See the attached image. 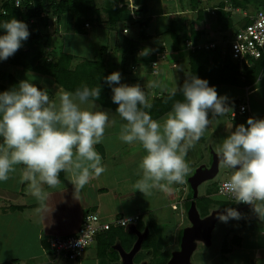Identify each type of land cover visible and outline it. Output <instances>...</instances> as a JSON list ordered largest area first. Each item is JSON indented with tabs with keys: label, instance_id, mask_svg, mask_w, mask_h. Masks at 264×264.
<instances>
[{
	"label": "clouds",
	"instance_id": "clouds-1",
	"mask_svg": "<svg viewBox=\"0 0 264 264\" xmlns=\"http://www.w3.org/2000/svg\"><path fill=\"white\" fill-rule=\"evenodd\" d=\"M15 6L21 7L20 0ZM0 28L4 30L0 34V61H6L23 46L30 32L24 21L15 18ZM124 33L128 34L127 28ZM150 54L149 48L139 52L141 57ZM103 79L111 87V99L117 105L115 113L126 121L119 139L128 144L139 142L145 150L139 164L142 177L134 185V190L144 196L154 188L183 184L189 172L185 161L188 151L201 139L212 118L232 111L226 96L218 95L206 79L192 75L178 86L183 101L173 104L161 124L145 111L152 104L139 84L121 83L119 71ZM101 90V85H82L75 92L65 91L59 105L28 79L0 92V181H7L16 165H24L22 181L29 182L31 194L44 201L49 194L41 185L57 188L62 183V171L73 177L68 181L74 185V192L83 189L92 175L104 173L102 157L94 146L103 142L106 128L114 126L116 120L99 108ZM171 95L175 96L176 91ZM217 156L232 170L219 194L229 193L236 203L250 205L257 215H264V207L256 205L264 202V118L248 117L246 124L237 125L223 139ZM217 218L226 223L240 219L241 213L228 207L218 212ZM123 221L126 227L130 223L129 219Z\"/></svg>",
	"mask_w": 264,
	"mask_h": 264
},
{
	"label": "crops",
	"instance_id": "crops-1",
	"mask_svg": "<svg viewBox=\"0 0 264 264\" xmlns=\"http://www.w3.org/2000/svg\"><path fill=\"white\" fill-rule=\"evenodd\" d=\"M214 5L202 8L203 11H207L210 14H213L215 18L214 9L216 8ZM224 10L230 12V19L233 23V15L236 14L237 10L229 6H225ZM253 12L251 14H253ZM190 13L192 14L190 15ZM193 13H195L196 15H194ZM182 15H184L185 17L192 16L188 18L189 22V20L194 21V19L198 15V12L197 9H191L189 11L186 9H179L177 11L176 9L172 12L159 10L154 14L148 15L150 16L149 25L154 17L155 20L156 18H158V21L163 23L161 29H156L155 31L158 34L157 36H159V34L161 35V39L163 35L168 37L169 45L167 44L166 40L152 39V35L148 33H146L148 38L143 39L138 43H133V41H129L128 39L126 40L125 38L127 36L128 38L138 37L139 32L137 29V25H135L136 30L133 32V35H130V33H128L127 35L124 34L122 32L124 26L119 25L115 31H110L112 33L110 36L113 35L111 37L112 41H110L111 44L107 45V43H105L100 45L99 49L101 50V54H108L110 52L113 53V51H117L120 54L121 58H123L126 63H129L128 67L130 68V70L126 69L124 70V72H120L121 78L125 83V79L133 73L132 69H134L136 65L140 64L142 65L141 67L146 66L142 78L136 77V81L135 79L131 78L127 82V84H139L142 88L144 87L143 90L148 100L154 97V94H157L159 92H173L174 89L170 88L169 90L165 83H169L167 81L168 70L172 68H178V62H182L183 66L186 65V67H184V72L187 74L185 79L189 76V65L187 63L188 53L170 49V35L165 33L167 28L169 27L168 25L170 24V21H172L176 16H178L177 18L180 19ZM163 16L168 17L165 22V17L163 18ZM208 22L209 21H203L201 22L202 25L194 24V26L197 30H201L203 32L201 41H203L204 43L214 42L216 46L220 48V50H222L223 47L221 46L222 44H220L219 41L216 40L215 35L219 31L225 32L231 29L232 31L230 34H233L239 27L223 28L222 25H220V23L216 20H214V22ZM91 27L92 26L86 28L85 35H87V31L90 30ZM65 35L67 37L74 34L68 33ZM225 40L228 41L227 38H225ZM164 42L167 46L166 49L161 52H156V49L154 48L158 44H162ZM225 46L227 47V45ZM144 48L151 49V54L147 57L139 56V52ZM154 51L156 53H154ZM159 54H164L165 58L158 63V77L154 78V80L152 81H148L146 79L145 72L151 75L150 63L153 62ZM100 60L104 61L103 59ZM254 60H251L250 66L253 64ZM122 63L124 65L126 64L124 62ZM260 63L263 69L259 72L254 82L249 85L242 87L231 85L213 86L215 88L221 87L222 89H225V87L237 88V90H229L230 94L228 92H225V90H220L218 95L226 96L228 98L229 105L232 102L236 101L237 103H234V106L239 104H245L247 106L246 112L240 116L237 115L234 119L226 117L225 114L217 117L218 121L221 123L220 131L224 136L223 139L229 135V132L231 130H234L238 123L246 124V120L248 117L264 118V61H260ZM177 75L183 76V72L180 73L177 71ZM6 77L9 80L10 78H13L14 81H16V83L18 84V81L15 80V75H13L11 72L7 73ZM54 84L58 85L55 82ZM0 85L7 87V90L12 88L11 85L8 86L2 83H0ZM57 87L64 92L66 91L59 85ZM38 88L48 92L50 100L59 105V97L62 94L60 90H58L57 88H54L53 90L49 88L45 89L43 87ZM3 91L5 90L0 88V92ZM240 96H242L241 99H239ZM97 103L101 110L108 111L110 113V118H114L116 120V124L114 126L106 128L105 138L103 142L94 146L95 150L102 157V164L106 168V171L104 173H102L99 177L92 175L89 179V182L84 186L83 189H81L79 192H74V185L70 181H68L72 180L73 177L69 173L62 171L59 174V179L62 181V183L57 188H50L46 184L41 185L42 189L49 194L48 198L44 201L37 200L31 194L29 182L22 181L21 177L23 171L26 170L24 165H16V170L9 173L10 178L7 181H0V264H61V261L54 259L49 248V240L55 236L64 237L74 234L80 226L84 214L87 212H95L96 214H98L102 222H111L116 217L120 216H139L138 221L134 224L130 223L127 225V227L112 226L109 229H117V234L112 237L111 245L105 251L107 256L109 253L115 252V257L113 256L115 258H113L114 263L116 262L118 264H121L118 247L123 249L122 240H124L125 244H127L126 246H129L127 250L123 249L126 252L131 249L138 235L143 236L141 246L144 243L146 246L145 249H148L153 245L157 246L156 248H158V245H162L166 246L165 249L167 250V245L170 246L174 242V237L172 239H170L171 237L167 238V235H171V233L168 232L167 234V230L164 229L163 220H157L154 221V223L151 218L148 219L147 223L142 220L144 209H147L148 212L151 210L148 207V201H146L147 205L145 206H141L138 203L135 196L138 190H134V185L137 180L142 177V172L139 168V164L142 157L146 154L145 150L139 142H133L131 144L122 142L119 139V134L121 131V127L126 123V121L120 119L118 114L115 113L114 109H111L109 107L106 108L99 102ZM171 110L154 120H157L161 124H163L164 120L167 118V115ZM208 135H210V132H208ZM202 140L204 141L205 138L203 137ZM222 143V139L219 140V149L222 146ZM2 145L3 138L0 137V146ZM216 154L217 153L212 152L209 156V170L208 168L205 169V166L197 163V161L195 160L186 162L189 166V172L185 175V182L183 184L173 183L171 185H166V188H158L152 190H154L155 194L166 197L171 210L176 211V208H180V210H182V206H188L189 202L192 200L194 201L195 206L197 199H199L200 197L208 196H198L197 194H195L196 185L204 180H201V182L193 185V177L199 174H207L210 172L213 166H215L213 172L214 176L216 173V162L218 159ZM191 169H194L192 176ZM161 183L166 184V182ZM147 197H149V194H147ZM171 199L175 200L172 201ZM256 205L259 207H264V202H256ZM240 208L245 210L247 216L243 217L242 219H240V221L237 222L235 227L236 231L235 233H231V238H224L221 241V245L218 250L219 256L222 260L221 264L223 262L225 264H264V215H257L250 205L240 204ZM50 209L51 211L48 213ZM159 227L162 228L160 229ZM123 228H128V235L121 232ZM211 229L212 227L204 233V240H210V238L208 237H210ZM106 233L107 231L99 233L92 243L96 246L94 258L89 257V259L87 257L86 261L82 260L83 254L88 248L87 247L84 250L82 256L73 264H101L97 251L98 247L100 245H103L102 243L104 242V238L107 237ZM118 233H122V237L119 238V241L117 238V236H119ZM123 235H127L125 236L126 238H123ZM114 239L117 240L114 241ZM149 239H151L153 243L148 242ZM101 240L102 243H100ZM193 251L194 249L192 245L190 256L192 255ZM202 252L203 251H201V253ZM134 257L133 262L137 261V264L144 262L140 256L136 257L135 260ZM200 257L198 259H200ZM88 259L90 263H88Z\"/></svg>",
	"mask_w": 264,
	"mask_h": 264
},
{
	"label": "trees",
	"instance_id": "trees-1",
	"mask_svg": "<svg viewBox=\"0 0 264 264\" xmlns=\"http://www.w3.org/2000/svg\"><path fill=\"white\" fill-rule=\"evenodd\" d=\"M187 2L192 7L191 9H197L198 15L196 20H200L203 13L201 0H187ZM249 2L254 5L255 10L260 0H228V2L217 3L214 5L216 8L214 9L215 20L219 22L223 28L232 27L233 23L230 19V12L224 10V7L229 6L234 9H246V3ZM103 3V12L107 17L104 23L107 25L109 31H115L119 25H123V29H128L130 25H137L139 32L138 37L128 38L127 36L125 39L133 41V43H138L148 38L145 30L148 28L150 16H146L145 14L146 7L144 0H131L130 4L126 0H103ZM20 4L21 7H16L12 1L1 0L0 25L15 18L24 21L28 25V28L35 31L36 36L39 31V28H37V21L39 20L44 21V28L52 29L53 23L54 26L55 24L60 26L62 18H65V33L70 29L73 31V34L85 35V30L87 28L86 24H93L95 20H98L99 16L95 0H20ZM129 5L132 7H129ZM180 7V9H184L183 4H180ZM93 15L96 18H93ZM177 17L178 16L170 21L169 27L165 33L169 34L170 39H172L170 49L174 51H189L187 57L189 61L188 77L196 75L202 79H206L210 86L231 85L242 87L254 82L259 72L263 69L260 61H264V52L259 58L254 60L251 66H244L240 71L238 64L230 58L229 53L226 51V53L224 52L225 54L222 55L218 46L207 50L203 48L191 49L187 45L188 42L191 44H196L197 42L204 43L200 41L203 32L195 28L193 20H189L187 26L184 24L180 25L181 20ZM244 18V22L238 29L248 22L247 16H244ZM51 19L52 21L55 19V21L50 23ZM57 28L58 27H56V31H53L57 32ZM3 32L4 30L0 28V34H3ZM50 35L52 34L48 33L38 37L35 46L31 45L34 41L26 40L24 46L13 56L6 61L0 62L21 68L27 72L49 76L55 83L69 92H75V90L82 85H87L89 88L101 85V96L97 102L115 110L117 105L112 102L111 87L106 84L103 79L111 73V71L107 69L105 61L100 59H80L73 63L72 61H74L73 59H76V57L65 50H59V53L48 56L40 45L46 47ZM166 47V43L164 42L158 44L154 49H156V52H161L164 51ZM59 48H61L60 45ZM155 51L154 53H156ZM151 64L152 62L150 65ZM10 80L14 81L13 78H10ZM184 81L185 80H181L178 86H182ZM0 88L7 90V87L3 85H0ZM175 91V96L171 95L172 92H164L161 93L160 96L152 97L149 100L152 104V108L150 110L145 109V111H148L153 119L162 116L172 109L176 101H183L184 97L179 87H177ZM234 103L237 102L234 101L231 104ZM207 199V197H200L196 202L200 203V201H207ZM206 205L207 204L203 205L204 207L201 209L204 214L206 210L209 209ZM106 234L107 237L104 238V242L102 243V240L100 242L103 245L98 247L97 254L99 256V261L103 259V262L105 260L107 261L105 264H118L113 262L115 252L109 253L108 256L105 252L111 245L112 237L117 234V229L109 230ZM142 246L146 248L145 245ZM157 258V264H165L168 260V255Z\"/></svg>",
	"mask_w": 264,
	"mask_h": 264
},
{
	"label": "rangeland",
	"instance_id": "rangeland-1",
	"mask_svg": "<svg viewBox=\"0 0 264 264\" xmlns=\"http://www.w3.org/2000/svg\"><path fill=\"white\" fill-rule=\"evenodd\" d=\"M129 2V4L131 3V0H126ZM1 2V0H0ZM96 2V6L98 8L99 11V16H98V20H95L94 23H90V25L86 26L87 28H89V26H92L90 28V30L87 31V35H72V36H64V34H68L71 33L73 34L72 30H68L67 33L66 32V20L65 18H62V22L60 23V26H57L55 24L54 26V21L55 19H51L50 23H53V27L52 29H46L43 27L44 25V21L43 20H39L37 21V28H39L38 31V35L36 36L35 31H33L32 29H29L30 32V36L27 40H32L34 42H32L31 45L35 46L37 44L38 41V37H41V35H46L48 33H51L52 35H50V37L48 38V44L47 46H41L43 47L42 49L44 50V52L48 55V56H52L54 54L59 53V50H65V51H69L70 53H72V55H74L76 57V59L74 58L72 61L77 62L76 60H80V59H103L106 63V67L109 71L113 72V71H119V72H124V70H130V68L128 67L129 63H126L122 60L120 54L117 51H113L108 53V54H101V50L100 45L107 43V45H110V41L111 37L110 36L112 33L108 30L107 25L104 23L106 20V14L103 12V0H95ZM203 7H209L212 6L214 4H217L219 2H228V0H201ZM145 3V11H146V16L150 15V14H154L156 12H158L159 10H165L167 12H172L175 11L177 9V11L181 8L180 4H183V8L186 10H190L192 7L190 6V4H188L187 0H144ZM48 4V3H47ZM129 7H132L131 5H129ZM200 8V6H199ZM236 14L233 15V28H237L238 26H240L243 22H244V16L245 15H250L253 11H254V5L249 2L246 3V9H241V8H236ZM192 13H190L191 15ZM194 15H196L195 13H193ZM165 16H163L164 18ZM172 17V16H171ZM192 16H184L182 15V17H180L181 20V24H184L185 26H187L188 23V18H190ZM93 18L94 17L93 15ZM168 17H165L164 22L167 20ZM197 18V17H196ZM195 18V19H196ZM194 19V24L196 25H202L201 22L203 21H209L208 23H210V21L215 20L214 15L210 14L207 11H203L201 19L200 20H195ZM154 20V21H153ZM152 22L150 23V25L148 26V28L145 30L146 33L152 35V39L157 40H166L167 44L169 45V38L166 37L165 35L162 36L161 39V35L159 34V36H157V32L155 31L156 29L159 30L161 29V27L163 26V23L158 21V18L155 17L153 18ZM32 21V20H31ZM156 22V23H155ZM179 24V23H178ZM157 25V26H156ZM209 25V24H208ZM56 27L57 28V32H54L53 30L56 31ZM55 28V29H54ZM128 33H130V35H133V32L136 30L135 25H130L128 26ZM232 31L231 30H227V31H219L216 35L215 38L217 41H219L220 44H222L221 46L224 48H222L221 50V54L224 55L226 53V51L228 50V48L225 46V44L227 43V41L225 40V38H227L228 41H230L232 39V34H230ZM172 39H170L171 41ZM201 41V40H200ZM203 42V41H202ZM224 42V43H223ZM25 41L23 42V46H24ZM198 43V42H197ZM201 43V42H200ZM58 45H60L61 48L57 47ZM22 46V47H23ZM184 52H189L188 50L184 51ZM225 52V53H224ZM53 53V54H52ZM189 54V53H188ZM188 60V59H187ZM122 62L126 63L125 65L122 64ZM189 65V61L187 62ZM178 68H172L168 70V74H167V81L169 83H165V85L167 86V88L170 90V88L172 89H176L178 82L182 79H185V77L187 76V74L184 72V67L182 62H178ZM142 65H136L134 69H132V74L129 75L128 78L125 79L126 83L124 82V80L121 78V83H125L127 84V82L132 78L135 79L136 81V77H140L142 78L144 75V69L146 66L141 67ZM123 68V69H122ZM151 70V68H150ZM178 72H183V76L177 75V71ZM146 71V70H145ZM11 72L13 75H15V80H17L18 82L24 79H28L30 82L34 83L37 87H43L45 89H51L53 90L54 88H57L58 90H60L62 93L64 92L63 90L59 89L57 86L54 84V81L52 80L51 77L49 76H44L41 74H36V73H28L27 71L21 69V68H16L13 67L11 65L8 64H4L2 62H0V83L5 84V85H11L12 87H14L17 83L16 81H10L9 79H7V73ZM110 74V73H109ZM146 75V79L148 81H152L154 80V78H157L158 75H154V74H147L145 72ZM177 75V76H176ZM144 88V87H143ZM235 87H225V89H222L221 87H216V91L217 93L220 92V90H225V92H229V90H237V88L233 89ZM167 92V91H166ZM162 92H159L157 94H154L153 96H160ZM242 96L239 97V99H241ZM98 104V103H97ZM102 106H104L103 104H101ZM230 106H234L233 104H231ZM104 107H108V106H104ZM209 118L211 117V113H209ZM226 115V114H225ZM240 116V115H239ZM226 117H228L226 115ZM212 118V117H211ZM220 122L218 121L217 117L212 118L211 119V124L210 126L204 131L201 139L195 144V146L190 149L185 157V161L186 162H191L192 160L197 161V163L202 164L203 166H205V169L208 168V170L210 169V166L208 165V159L209 156L211 155L212 152L217 153L219 150V140L222 139L223 142V134L221 133L220 129ZM231 124V123H230ZM245 124V123H244ZM235 125V124H233ZM239 125V123H238ZM208 132H210V135H208ZM203 137L205 138V140L203 141ZM217 155V154H216ZM218 157V156H217ZM216 173L215 175L207 180L202 181L201 183L197 184L195 187V194H197L198 196H203V195H207L208 199L196 202L195 204V211L198 215V217L200 219L205 218L206 216L212 214L213 212H223L224 209L231 207V208H235L237 211H239L241 213V218L246 217L247 213H245V210L240 208V204L236 203V202H231L229 200H226L224 198H222L221 196H219L217 193H215V186L217 183L222 182L224 180H228L232 170L228 169L226 166H224L222 164V162L217 159L216 162ZM198 164V165H200ZM196 165V166H198ZM195 169V168H194ZM191 169L192 173L191 176L193 174V170ZM157 189V188H154ZM136 199L138 201V203L141 206H145L147 205L148 201V207L151 211L148 212L147 209H144L143 211V216H142V220L147 223L148 219L151 218L154 221H159V220H163L164 222V229L167 230V234L168 232L171 233V235H167V238L171 237L170 239H172L174 237V242L169 246L167 245V250L165 249L166 246H160L158 245V248H156L155 245H153L152 247L145 249L143 248V246L140 247L139 252L141 249H143V254H144V258L145 260H150L152 262V258H150L148 255L152 252L158 253L157 257H164L168 255V258L171 256L172 253H175L177 251H179V244H178V233L180 231L181 228H188L190 227V221L188 219L187 216V206L185 207V205L182 206V210H180V208H176L175 210H171L169 203L166 199L165 196H159V194H155L154 190H152L149 194V197H147V195L144 196L143 193H141L139 190L137 192V194L135 195ZM215 196V199H212L210 197ZM157 198V200H156ZM172 201H174L175 199H171ZM207 204L206 206L209 208L206 210L205 214L202 213L201 207H204L203 205ZM215 209V210H214ZM240 219H229L228 222H222L220 221L218 218L215 219L214 224L212 226L211 234H210V240H204L202 238H198L195 239L193 241V253L190 256V264H221L222 260L219 256V247L221 245V241L225 238V239H229L231 238V233H235V227L238 221H240ZM168 221V222H167ZM169 223V225H168ZM163 227V226H162ZM162 227H159L160 229ZM170 227V228H169ZM128 228H123L121 230V232H123L124 234L128 235ZM170 229V230H169ZM176 229V231H175ZM182 230V229H181ZM153 231V230H152ZM130 232V231H129ZM173 232V233H172ZM206 232V231H204ZM119 236H117L118 241L119 238L122 237V233H118ZM125 235V236H127ZM124 236V235H123ZM123 238H126V237ZM117 239H114V241ZM148 242L153 243V241L151 239L148 240ZM147 242V243H148ZM160 242V241H159ZM127 244H125L124 240H122V247L123 249L127 250L129 248V246H126ZM143 245H145L143 243ZM163 247V248H162ZM164 250L165 252H161L159 250ZM95 251H96V246L95 244H91L87 250L84 252L83 254V259L85 260L87 259V257L91 258L95 256ZM201 251H203L201 253ZM138 252V253H139ZM142 252V251H141ZM201 254V255H200ZM200 256H204V257H200ZM200 257V259H198ZM89 258V259H90ZM88 259V263H90ZM162 261V260H161ZM101 264H105L107 261L105 260L103 262V259H100ZM135 262V261H134ZM137 264V261L135 262ZM143 263L147 264L146 261H144ZM222 264H225L224 262Z\"/></svg>",
	"mask_w": 264,
	"mask_h": 264
},
{
	"label": "built area",
	"instance_id": "built-area-1",
	"mask_svg": "<svg viewBox=\"0 0 264 264\" xmlns=\"http://www.w3.org/2000/svg\"><path fill=\"white\" fill-rule=\"evenodd\" d=\"M8 1H12L14 5L16 4V0ZM245 16H247L248 22L236 30L232 34V39L225 44L228 47L230 58L238 64L240 70L244 66H250L251 60L259 58L264 52V0H260L253 14ZM187 45L191 49L203 48L205 50L213 49L216 46L214 42L196 44L188 42ZM164 58V54L157 55V58L151 64L150 74H159L158 63ZM231 108L232 111L229 109L225 113L231 119H234L237 115L244 114L247 110L245 104L231 106ZM226 181L224 180L216 184V193L219 196H221L219 194L220 189ZM221 197L235 202L234 197L229 193H225ZM239 204L247 205L244 203ZM124 219H129L130 223L134 224L138 221L139 216H120L111 222H102L95 212L85 213L80 226L74 234L64 237L55 236L49 240V248L54 259L61 261V264H73L82 256L84 250L94 242L95 237L99 233L108 231L112 226H125Z\"/></svg>",
	"mask_w": 264,
	"mask_h": 264
},
{
	"label": "water",
	"instance_id": "water-1",
	"mask_svg": "<svg viewBox=\"0 0 264 264\" xmlns=\"http://www.w3.org/2000/svg\"><path fill=\"white\" fill-rule=\"evenodd\" d=\"M214 167L215 166H213V168L207 174L195 175L193 177V185L201 182V180L211 178L215 169ZM217 213L218 212H213L205 218L200 219L195 211L194 201H190L187 206V216L190 221V227L179 231L177 236L179 251L172 253L165 264H190L189 256L192 250L193 241L198 238H204V231H207L212 227L215 219L217 218ZM142 238V235H138L137 239L128 252L118 247L121 264H135L133 262V257L140 249Z\"/></svg>",
	"mask_w": 264,
	"mask_h": 264
},
{
	"label": "flooded vegetation",
	"instance_id": "flooded-vegetation-1",
	"mask_svg": "<svg viewBox=\"0 0 264 264\" xmlns=\"http://www.w3.org/2000/svg\"><path fill=\"white\" fill-rule=\"evenodd\" d=\"M181 229H182V228H181ZM141 251H142V252H141ZM143 251H144L143 249H141L140 252L138 251L139 253L137 252V253L135 254L134 260H135L136 257L140 256L141 259H143V261H146V262H147V264H157V263H158V262H157V259H158V258H157V255H158V253H156V254L153 253V255H152V253L149 254V252H148V255H147V256H149L150 258L153 259L152 262H151L150 260H145V258H144L145 256H144V254H143ZM159 251H161V252L164 253V250H159Z\"/></svg>",
	"mask_w": 264,
	"mask_h": 264
}]
</instances>
